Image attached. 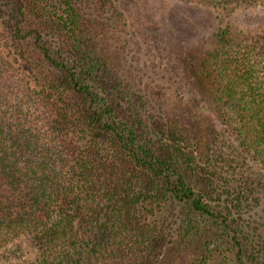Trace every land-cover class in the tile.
Masks as SVG:
<instances>
[{
    "label": "trees",
    "instance_id": "obj_1",
    "mask_svg": "<svg viewBox=\"0 0 264 264\" xmlns=\"http://www.w3.org/2000/svg\"><path fill=\"white\" fill-rule=\"evenodd\" d=\"M180 1L218 12L210 38L179 63L226 141L210 124L160 122L150 100L126 114L104 54L79 50L94 31L85 0H0L15 48L12 63L0 60V264H264L240 217L264 174L237 183L231 162L244 156L247 173L243 160H264V23L230 17H263L264 0ZM52 9L62 27L48 44L28 16ZM234 141L241 151L226 153Z\"/></svg>",
    "mask_w": 264,
    "mask_h": 264
},
{
    "label": "rangeland",
    "instance_id": "obj_2",
    "mask_svg": "<svg viewBox=\"0 0 264 264\" xmlns=\"http://www.w3.org/2000/svg\"><path fill=\"white\" fill-rule=\"evenodd\" d=\"M85 6V13L90 17L94 31L85 38L87 47L79 46V50L84 55L88 53L99 58L104 54V59L108 62L107 66L112 67V79L116 85V91L113 92L117 94L119 92V95L123 96L120 107L125 108L126 114L133 106L145 104L150 100L154 108L150 114L155 116L156 112L160 111L162 113L160 122L168 123L165 119L168 114V117L178 116L183 122L191 120L197 122L202 130L206 129L207 124L221 134L228 130L227 125L217 118L213 108L200 101L202 97L200 88L191 74L186 70L183 72L179 63V59H185L188 52L202 38L204 40L210 38L218 25L216 18L218 12L214 8L180 0H114L113 2L97 0L94 3L85 0ZM56 10H45L49 19H43L41 13L37 16L31 13L28 16L30 26L40 27L44 41H48V44L54 41L51 36L57 34V30L62 27L59 18L61 9L54 15ZM234 11L230 13V17L234 19V25L240 28L264 23V16H260L255 10L250 12L237 8ZM154 27L160 32V39ZM2 28L0 29V60L12 63L15 48L10 49L11 41L7 37L6 27ZM27 45L29 46L23 49L29 50V54H32V44ZM75 54L78 56L77 50ZM66 55L69 57L68 53ZM118 84L121 86L119 87ZM164 99H166L165 105ZM133 101H137L138 104L134 105ZM135 119L143 123L140 115L137 118L132 111L131 120ZM225 136L224 134L223 138L226 141ZM233 143L231 150H227L226 153L232 154V150L238 152L239 149L241 151L237 142ZM243 157L231 161L238 170L233 180L240 183L241 176L247 178L245 175L254 179L255 170L261 171L258 175L264 174V160H252V158L243 160L248 162L249 166L246 168L247 173L243 172ZM243 165L246 167L245 164ZM248 192L250 193L245 195L247 198L245 210L240 214L247 230L246 232L242 229L244 242L253 240L256 243L254 245L259 244L257 242H262L264 245V182L258 183L254 180Z\"/></svg>",
    "mask_w": 264,
    "mask_h": 264
}]
</instances>
